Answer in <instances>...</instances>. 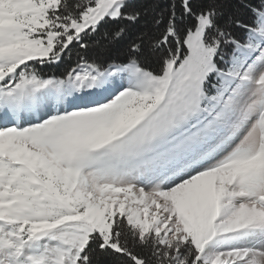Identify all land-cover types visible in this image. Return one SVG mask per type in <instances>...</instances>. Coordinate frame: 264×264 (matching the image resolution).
I'll list each match as a JSON object with an SVG mask.
<instances>
[{
	"label": "snow or ice",
	"instance_id": "1",
	"mask_svg": "<svg viewBox=\"0 0 264 264\" xmlns=\"http://www.w3.org/2000/svg\"><path fill=\"white\" fill-rule=\"evenodd\" d=\"M107 256L264 264V0H0V264Z\"/></svg>",
	"mask_w": 264,
	"mask_h": 264
},
{
	"label": "trees",
	"instance_id": "2",
	"mask_svg": "<svg viewBox=\"0 0 264 264\" xmlns=\"http://www.w3.org/2000/svg\"><path fill=\"white\" fill-rule=\"evenodd\" d=\"M145 3V0H132V7H143ZM116 22L113 21H108L107 23L103 24L100 31L104 32V31H110L113 28H115ZM135 31V29L133 30ZM127 44V37L121 41L120 43L114 45L112 47V51H111V55L113 57L117 56L120 51L126 47ZM77 57L75 55V50L73 52V55L71 56V58L65 56V58L59 63V64H54V65H45L42 67V71L46 74V75H51V74H55L56 76H61L65 73V71L71 67V66H75ZM38 67H40L38 65ZM102 264H114V258L112 256H107L104 257Z\"/></svg>",
	"mask_w": 264,
	"mask_h": 264
}]
</instances>
